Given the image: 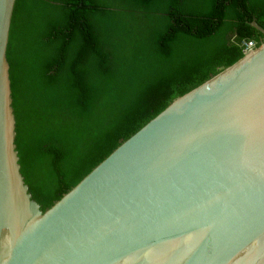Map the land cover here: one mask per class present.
Here are the masks:
<instances>
[{"label":"water","instance_id":"1","mask_svg":"<svg viewBox=\"0 0 264 264\" xmlns=\"http://www.w3.org/2000/svg\"><path fill=\"white\" fill-rule=\"evenodd\" d=\"M15 1L0 0V264H264V41L173 99L42 211L15 145Z\"/></svg>","mask_w":264,"mask_h":264},{"label":"trees","instance_id":"2","mask_svg":"<svg viewBox=\"0 0 264 264\" xmlns=\"http://www.w3.org/2000/svg\"><path fill=\"white\" fill-rule=\"evenodd\" d=\"M249 41H264V0H16L15 145L40 209Z\"/></svg>","mask_w":264,"mask_h":264},{"label":"built area","instance_id":"3","mask_svg":"<svg viewBox=\"0 0 264 264\" xmlns=\"http://www.w3.org/2000/svg\"><path fill=\"white\" fill-rule=\"evenodd\" d=\"M252 48H254L253 42L249 41L244 44V52L251 50Z\"/></svg>","mask_w":264,"mask_h":264}]
</instances>
